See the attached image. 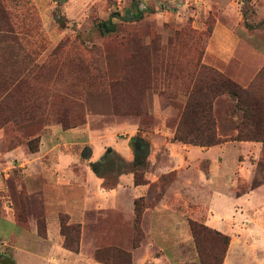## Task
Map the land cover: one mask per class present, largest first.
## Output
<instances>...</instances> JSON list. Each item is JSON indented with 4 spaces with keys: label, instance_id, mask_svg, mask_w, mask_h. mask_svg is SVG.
Returning <instances> with one entry per match:
<instances>
[{
    "label": "rangeland",
    "instance_id": "obj_1",
    "mask_svg": "<svg viewBox=\"0 0 264 264\" xmlns=\"http://www.w3.org/2000/svg\"><path fill=\"white\" fill-rule=\"evenodd\" d=\"M217 28L239 41L230 64L214 45ZM203 65L264 100V0H0V256L264 264L254 208L264 194L249 196L264 182V142L232 139L235 99L215 104L221 143L174 138ZM138 135L150 145L142 165ZM63 155L72 157L66 173L54 164ZM121 174L148 192L132 209L128 199L121 209L106 202ZM61 220L78 251L65 246Z\"/></svg>",
    "mask_w": 264,
    "mask_h": 264
},
{
    "label": "trees",
    "instance_id": "obj_2",
    "mask_svg": "<svg viewBox=\"0 0 264 264\" xmlns=\"http://www.w3.org/2000/svg\"><path fill=\"white\" fill-rule=\"evenodd\" d=\"M199 77L192 85L188 92V99L185 108L177 124L174 138L176 140L201 145L213 146L219 144L223 140V136L219 133L218 122L215 114V104L221 96H229L236 101V111L241 113L235 122L232 139L235 140H254L264 142V100L260 99L254 92V88L243 87L232 78L226 77L218 70L203 65L199 68ZM136 143L133 146L135 159L134 162L142 165L150 152L149 142L142 136H136ZM136 175V183L139 182ZM263 181L255 183L260 185ZM136 211L139 215V204L136 201ZM62 222V234L65 235V246L73 251H78V245H74L69 240L67 233L68 225ZM199 224H191L195 237L202 233ZM78 232L77 226H71ZM219 235L227 244L230 242L228 235ZM122 252L124 257L128 253ZM99 258V253H96ZM202 264H206L204 259Z\"/></svg>",
    "mask_w": 264,
    "mask_h": 264
},
{
    "label": "crops",
    "instance_id": "obj_3",
    "mask_svg": "<svg viewBox=\"0 0 264 264\" xmlns=\"http://www.w3.org/2000/svg\"><path fill=\"white\" fill-rule=\"evenodd\" d=\"M219 34V35H218ZM215 38L217 39V45L214 44L215 46L219 47L221 49L220 51V56L224 59V61L227 64H230L233 59V55L236 52V50L238 49L239 46V41L238 39L234 38V34L232 32V30L230 29H220L217 28L215 33H214V40ZM228 38L230 40V42L228 41ZM218 49V48H217ZM216 50V48H215ZM219 51V50H217ZM224 51V52H222ZM245 81L247 82V80L245 79ZM237 141V140H236ZM240 142H245L249 143L251 141L248 140H240ZM256 146H260V145H256ZM254 146V147H256ZM124 156L127 159H131L132 157V150L130 148L126 149L125 151H123ZM72 157L68 156V155H63V156H59V161H54L55 165H58V168L66 173L68 172L69 168V162L71 161ZM245 169L249 170L248 167L244 166ZM254 167H252V169H250L251 171L254 170ZM60 171V172H61ZM89 177L90 178H95V175L93 173H89ZM98 179V182L96 184L100 183V179ZM119 184L117 187L111 188L107 191V194L109 195V199H107V204L108 206H112L115 208H119L121 209L122 205H121V201L122 199L126 200L128 199L130 201V204L128 205V207H130L132 209V201L134 200V198L136 197H140V196H148V192L144 193L143 189H140V187H145L144 185H136L134 184V175L132 174H121L120 178H119ZM259 194H264V182L261 183L260 185H258L256 188H254L249 196L252 197V199H256V196H258ZM255 210H258V222L260 223L261 221L264 222V204H260L257 203L256 206L254 207ZM219 221H221L220 219H218V217H215L211 220L212 225L213 226H219ZM218 224V225H217ZM221 226L219 228H221L222 230H224L222 228L223 224H220ZM91 264H96V263H91ZM226 264V261L225 263Z\"/></svg>",
    "mask_w": 264,
    "mask_h": 264
},
{
    "label": "water",
    "instance_id": "obj_4",
    "mask_svg": "<svg viewBox=\"0 0 264 264\" xmlns=\"http://www.w3.org/2000/svg\"><path fill=\"white\" fill-rule=\"evenodd\" d=\"M0 263H2V264H11V263H13V261L8 259V258H2L0 256Z\"/></svg>",
    "mask_w": 264,
    "mask_h": 264
}]
</instances>
